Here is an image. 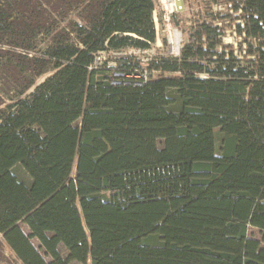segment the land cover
<instances>
[{"label": "trees", "instance_id": "trees-1", "mask_svg": "<svg viewBox=\"0 0 264 264\" xmlns=\"http://www.w3.org/2000/svg\"><path fill=\"white\" fill-rule=\"evenodd\" d=\"M194 1L180 57L138 86L95 58L150 48L153 0H0V239L21 264H264V0Z\"/></svg>", "mask_w": 264, "mask_h": 264}, {"label": "rangeland", "instance_id": "rangeland-1", "mask_svg": "<svg viewBox=\"0 0 264 264\" xmlns=\"http://www.w3.org/2000/svg\"><path fill=\"white\" fill-rule=\"evenodd\" d=\"M184 2V10L179 13L175 18H172L171 22L174 25H177L181 31L183 42H185L186 39H188L189 31H190V25L192 24L191 14L190 11H194L192 9H199V4L197 1L194 0H183ZM225 5L222 4H212V8L214 11L220 10L224 11ZM153 21L156 22L157 30H158V38L156 41L151 45V47L154 49V53L156 56L162 55L166 52V42H165V32H164V21L162 17V13L159 9H156V11L153 13ZM236 36L234 34V27H231L225 31V34L223 36V40L225 43H233L235 44ZM164 40V42L162 41ZM150 47V48H151ZM133 49V48H130ZM129 50V49H128ZM128 50L123 53H104L103 57L104 59H108L109 65L112 68H115L112 70V72H117L116 68L119 66V56L121 57L122 54H127L130 56H133L135 60H137V56L133 54H128ZM140 56V55H139ZM103 60V59H102ZM50 73H46L40 77H38L34 83L27 91L26 93H29L33 90V88L39 84L43 79L48 76ZM2 86L0 85V93L3 95L4 103L0 105V108H4L5 105L12 102L10 99L11 92L9 94H4L1 91ZM124 103L123 99H120L114 95H108L104 101V106L107 108L122 106ZM78 123V122H76ZM223 134L218 128H213L210 130H207L205 132L204 137V146L199 149L201 150H207L210 151L213 154H218L220 152L221 148V141H222ZM162 146V140H158V147ZM14 172L18 174L22 179L27 180V177L24 175L23 171L20 167H15ZM19 226L23 230L25 234L29 233V229L25 224L22 222L19 223ZM249 234L253 235L254 238L260 239V233L259 230L253 227H249ZM31 243L39 250V252L44 256L46 260H49V257L44 255V251L40 248V243L37 239L31 238ZM0 264H21V262L17 259L13 251L0 239ZM262 246H264V243H262ZM59 252L62 256H66L67 250L64 248V246L59 245L58 246ZM71 264H78L76 262H72ZM87 264H90V260H87Z\"/></svg>", "mask_w": 264, "mask_h": 264}, {"label": "built area", "instance_id": "built-area-1", "mask_svg": "<svg viewBox=\"0 0 264 264\" xmlns=\"http://www.w3.org/2000/svg\"><path fill=\"white\" fill-rule=\"evenodd\" d=\"M153 3V13L156 9H159L164 21L166 42V52L164 55L171 58H179L183 39L179 27L172 24L171 20L184 10V2L183 0H153ZM154 26L157 39L158 30L156 22ZM104 53L103 51L98 53L95 58L96 64H100L102 59H104ZM128 54L137 56L139 68H122L119 72L113 73V76L116 78L111 82L113 85L132 83L139 86L146 83L151 77H155L156 73L149 67L150 59L156 56L152 47L147 49H129Z\"/></svg>", "mask_w": 264, "mask_h": 264}, {"label": "crops", "instance_id": "crops-1", "mask_svg": "<svg viewBox=\"0 0 264 264\" xmlns=\"http://www.w3.org/2000/svg\"><path fill=\"white\" fill-rule=\"evenodd\" d=\"M104 101H105V100H104ZM103 104H104V102H103ZM103 107L106 108L104 105H103ZM107 108H108V107H107Z\"/></svg>", "mask_w": 264, "mask_h": 264}]
</instances>
